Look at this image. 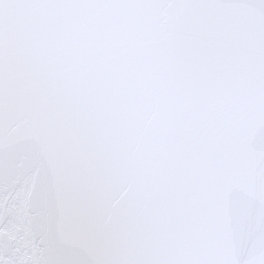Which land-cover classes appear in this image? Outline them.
Masks as SVG:
<instances>
[{
	"label": "snow or ice",
	"instance_id": "6c2138e0",
	"mask_svg": "<svg viewBox=\"0 0 264 264\" xmlns=\"http://www.w3.org/2000/svg\"><path fill=\"white\" fill-rule=\"evenodd\" d=\"M0 264H264V0H0Z\"/></svg>",
	"mask_w": 264,
	"mask_h": 264
}]
</instances>
